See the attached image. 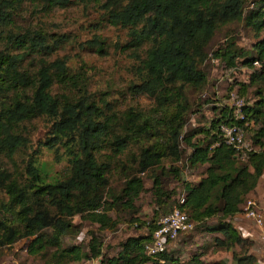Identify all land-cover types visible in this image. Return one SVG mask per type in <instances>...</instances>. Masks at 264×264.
<instances>
[{
    "label": "trees",
    "instance_id": "obj_1",
    "mask_svg": "<svg viewBox=\"0 0 264 264\" xmlns=\"http://www.w3.org/2000/svg\"><path fill=\"white\" fill-rule=\"evenodd\" d=\"M14 1L0 0V27L3 29L0 30V152L10 155L20 146L22 137L16 133L19 123L45 114L56 118L54 139L47 138L45 143L52 147L60 143L62 137L66 138L64 149L68 151L69 167L63 178L47 179L43 168L31 161L26 165V177L22 182L0 167V191L7 196L5 208L10 211L11 220L8 224L0 219V244L29 236L32 239L27 251L38 254L52 250L53 264L96 258L100 254V243L94 237L87 245V252L76 244L60 247L61 237L71 232V218L78 215L100 229L112 228L115 221L108 215V210L116 204L130 207L143 190L142 178L133 176L125 181L117 196L110 195V201L103 199L110 162L99 161L96 150L106 141L111 156H117L127 145L141 143L146 135L148 140L140 146L136 156V172L151 171L166 155L176 161L179 158L178 138L185 134L186 108L182 105L181 88L203 87L206 76L201 65L207 56L205 49L216 28L226 22L243 19L256 33H262L251 46L250 53L228 42L222 51L214 54H219L230 66L237 56L244 57L243 62L248 67L253 62L258 63L248 77V84L255 86L257 99L253 105L246 103L243 112L248 122L264 119V0H88L100 7L102 18L109 25L127 30L128 45L135 49L145 46L140 79L130 85V92L153 98L160 108L173 106L159 114L153 109L154 115L126 110L118 116L107 115L102 122L96 120L100 112L92 101H72L66 93H51L53 83L82 92V74L71 72L63 57L49 61L42 58L54 48L41 31L7 29L18 2ZM70 1L44 0V4L48 8L63 7ZM249 2L253 7L243 15ZM95 42L100 44L99 40ZM30 56L40 58L38 66L32 70L24 64L25 58ZM220 123L240 122L231 117L228 105H223L209 120V127L193 131L204 133L202 142H191L193 133L182 136L190 148L189 165L205 164L206 167L204 176L197 182H181L184 201L181 204L175 201L173 207L184 211L195 224H200L201 230L219 234L213 237V243L228 250L234 246L242 248L252 241L242 236L230 219L239 211L245 196L255 188L263 173L264 143L259 141L263 135V122L252 136L253 143L260 148L247 152L241 162L226 144L214 145L220 140ZM172 171L177 173L175 168ZM151 188L154 204L166 206L165 199L169 195L160 187L155 175L151 177ZM121 199H125L124 203ZM171 206L167 211L173 208ZM214 216V223H205ZM156 221L152 219L146 225L144 235L127 237L120 243L117 255L108 262L172 264L175 259L165 251L156 259L143 252V243L156 229ZM46 227L51 228L50 233L42 231ZM232 259L236 264H253L255 261L251 254L245 253H233ZM190 260V264H202L198 254Z\"/></svg>",
    "mask_w": 264,
    "mask_h": 264
},
{
    "label": "rangeland",
    "instance_id": "obj_2",
    "mask_svg": "<svg viewBox=\"0 0 264 264\" xmlns=\"http://www.w3.org/2000/svg\"><path fill=\"white\" fill-rule=\"evenodd\" d=\"M252 7V3H247L243 15H247ZM11 19L12 22L7 29L29 28L44 34L54 49L47 56H42L43 59L49 61L63 57L71 72H81L84 87L82 92L53 83L51 93H66L72 101L78 99L92 101L100 112L96 117L98 122H102L107 115L118 116L126 110L154 115L153 109L159 114L173 107L165 105L164 108H160L153 98L130 92V85L140 79V64L145 57V46L135 49L128 45L127 30L109 25L102 18L98 5L88 0H71L63 7L48 8L44 0H18L15 9L12 10ZM245 23L246 21L242 19L218 26L207 44L205 49L207 56L201 65L206 76L205 84L201 89L182 86L181 95L184 98L182 105L186 108L183 128L185 134L182 133L178 138L179 158L176 161H172V158L166 155L161 159L160 165L151 171L136 172V156L140 146L148 140L146 135L141 143L127 145L117 156H111L106 141L99 146L95 156L99 161L110 162L108 184L103 199L110 201L108 200L110 195L117 196L125 181L133 176L142 178L143 190L132 201L130 207L116 204L108 210V215L115 221L112 228L100 229L95 223H90L78 215L73 216L71 232L61 237L60 247L76 244L83 246L87 252V245L94 237L100 243V254L96 258L61 264H110L108 261L117 255L120 243L127 237L144 235L147 231L146 225L152 219H158L168 212L171 205V207L175 205L177 196L184 193L182 181L195 183L204 176L205 164L189 165L187 156L190 148L184 143L182 136L193 133L198 128L209 127V120L217 115L219 108L231 103V94L248 105H253L257 99L254 93L255 86L248 84V77L253 67H258V63L248 67L243 62L244 57L237 56L234 64L230 66L225 64L219 54H214L215 51H222L228 42L250 53L251 46L262 33H256ZM0 30H3L2 27ZM96 40H99L100 44H97ZM39 59L38 56H30L25 58L24 64L32 70L38 66ZM54 121L56 118L41 114L19 123L16 133L22 137L21 144L10 155L0 152V167L22 182L26 177L27 163L33 161L43 168L47 179L63 178L69 167L68 151L64 149L66 138L62 137L60 143H55L52 147L45 143L47 138L54 139ZM261 121L263 135L259 141L264 143L263 118L254 123L249 121L250 125L245 131V142L255 151L260 146L253 143L252 136L262 124ZM204 139L203 132H196L192 134L190 141L202 142ZM174 168L177 173L172 171ZM154 175L159 179L160 187L169 195L165 199L166 206L154 204L151 188V177ZM256 186L264 192V177L260 176ZM250 197L251 195L245 196ZM124 200L121 199V202L124 203ZM6 204L7 196L0 191V219L11 224L10 211L6 210ZM233 220L230 219L232 224ZM215 221L214 216L205 223L212 224ZM199 225L195 224L191 231L178 235L166 246L165 253L175 259L172 264H190L194 254H198L202 264H236L232 259L233 253L251 254L255 258L253 264H264L263 245H258L252 240L242 248L241 246H234L228 250L219 248L213 243V237L219 234L203 231ZM42 231L50 233L51 228L46 227ZM31 239L29 236H21L9 244H0V264H53L52 250L38 254L27 251ZM144 264H150V261Z\"/></svg>",
    "mask_w": 264,
    "mask_h": 264
},
{
    "label": "built area",
    "instance_id": "obj_3",
    "mask_svg": "<svg viewBox=\"0 0 264 264\" xmlns=\"http://www.w3.org/2000/svg\"><path fill=\"white\" fill-rule=\"evenodd\" d=\"M257 64L256 62H253ZM231 103L228 105L231 109V117L239 120L240 123H231L218 125V135L220 140L215 142L217 145L222 142L229 146L234 151V155L239 160H245L246 153L255 151L245 142L246 127H249L250 122L245 118L242 99L230 95ZM177 203L181 204L184 201V193L177 196ZM243 217L249 220L252 227L256 230L258 238L264 243V206L260 205L256 200L245 198L239 206V211L233 218ZM195 223L189 219L188 215L177 207H173L167 213L159 216L156 221V229L152 232L150 239L143 243V252L152 258H157V255L165 251L166 246L172 242L178 235L191 231ZM249 237V236H246ZM251 239V237H249ZM159 262L162 260L157 259Z\"/></svg>",
    "mask_w": 264,
    "mask_h": 264
},
{
    "label": "crops",
    "instance_id": "obj_4",
    "mask_svg": "<svg viewBox=\"0 0 264 264\" xmlns=\"http://www.w3.org/2000/svg\"><path fill=\"white\" fill-rule=\"evenodd\" d=\"M264 171V170H263ZM262 178L264 177L261 175ZM260 179V178H259ZM247 195H251V198L256 200L260 205L264 206V192H261V189H259L258 186H255V188L250 191ZM234 223L232 224L235 229L244 237L249 236L252 240L258 243V245H263L264 243L261 242L258 238L256 230L252 227V224L249 220L243 218V217H236L233 218Z\"/></svg>",
    "mask_w": 264,
    "mask_h": 264
}]
</instances>
